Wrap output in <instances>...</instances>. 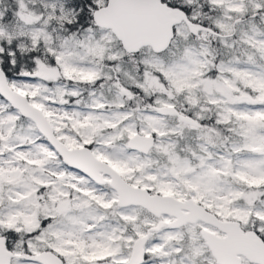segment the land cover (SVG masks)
I'll return each instance as SVG.
<instances>
[{
  "label": "snow or ice",
  "instance_id": "6c2138e0",
  "mask_svg": "<svg viewBox=\"0 0 264 264\" xmlns=\"http://www.w3.org/2000/svg\"><path fill=\"white\" fill-rule=\"evenodd\" d=\"M0 264H264V0H0Z\"/></svg>",
  "mask_w": 264,
  "mask_h": 264
}]
</instances>
